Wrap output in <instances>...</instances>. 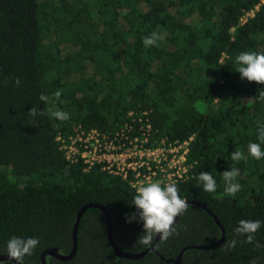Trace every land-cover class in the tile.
Returning <instances> with one entry per match:
<instances>
[{
    "label": "trees",
    "instance_id": "16d2710c",
    "mask_svg": "<svg viewBox=\"0 0 264 264\" xmlns=\"http://www.w3.org/2000/svg\"><path fill=\"white\" fill-rule=\"evenodd\" d=\"M153 31L161 39L145 47ZM244 51L264 53V0H0V255L13 236L40 241L23 264H41L51 248L69 254L78 212L88 204L106 209L121 251L152 245L137 242L140 224L124 221L134 210L133 176L87 168L80 158L72 163L57 140L91 129L115 135L128 125L129 138H147L151 148L188 141L191 168L175 181L180 197L205 206L220 226L188 204L157 253L120 259L104 213L89 208L78 223L75 256H47L46 263L173 264L186 248L181 264H264V248L240 242L246 238L233 231L241 219L260 220L255 236L264 244V158L230 159L236 150L247 155L264 125V101L255 98L264 84L236 72ZM31 108L44 114L32 117ZM49 109L70 118L56 120ZM233 167L241 190L229 196L221 174ZM201 172L214 176L215 192L203 191ZM221 229L218 246L194 248L216 243ZM232 239L236 247L225 251Z\"/></svg>",
    "mask_w": 264,
    "mask_h": 264
},
{
    "label": "clouds",
    "instance_id": "9594fccd",
    "mask_svg": "<svg viewBox=\"0 0 264 264\" xmlns=\"http://www.w3.org/2000/svg\"><path fill=\"white\" fill-rule=\"evenodd\" d=\"M160 39L161 37L158 33L153 31L150 35L143 38L142 43L145 47H152L156 46L157 41ZM236 64L238 65L236 72L240 74L242 80L264 84V53L254 51L241 52L236 57ZM14 84L19 87L21 81L17 78L14 80ZM53 95L59 98L61 91L57 90ZM255 98L264 101V90L259 91ZM39 99L48 101L49 97L41 94ZM49 113L52 118L59 121H66L70 118L69 113L64 111H52L49 109ZM28 114L35 117L44 113H38L36 108H31ZM257 140L259 141L258 143H248L247 155L241 150H236L231 153L230 159L234 162H239L247 160L249 156L255 160L264 158V148H262V145H264V125H259L257 128ZM238 175L239 170L235 167L221 174L225 184L224 192L226 195L234 196L241 190V185L235 182ZM198 181L203 191L209 193L216 191L217 182L211 173L201 172L198 176ZM131 205L134 206V210L125 214L124 221L126 224L136 223L141 225L142 230L141 234L138 235L137 242L144 246L152 244L154 237L159 236L161 240L166 241L176 234L175 220L188 207L187 201L180 197L179 189L175 182L164 184L160 181L142 184L137 188ZM261 227L262 222L260 220L241 219L233 231L235 236L246 238L240 242L255 244L256 248H264V244L257 242L255 236ZM39 243L38 238L13 236L6 244L7 256L11 261H15L16 264H23L24 257L31 255ZM237 243V239H232L227 241L223 247L225 251H231L236 247ZM248 264H259V258L250 259Z\"/></svg>",
    "mask_w": 264,
    "mask_h": 264
},
{
    "label": "built area",
    "instance_id": "2783aa9c",
    "mask_svg": "<svg viewBox=\"0 0 264 264\" xmlns=\"http://www.w3.org/2000/svg\"><path fill=\"white\" fill-rule=\"evenodd\" d=\"M131 129L126 125L115 135L96 129L80 130L69 142L60 137L57 140L62 143L66 159L72 163L80 158L87 168L100 164L103 170L123 179L132 175L131 186L136 189L149 182L167 184L183 179L191 168L186 162L188 141L168 147L160 143L151 148L146 146L147 138H129L127 133ZM146 129L148 132L149 126Z\"/></svg>",
    "mask_w": 264,
    "mask_h": 264
},
{
    "label": "water",
    "instance_id": "95a60500",
    "mask_svg": "<svg viewBox=\"0 0 264 264\" xmlns=\"http://www.w3.org/2000/svg\"><path fill=\"white\" fill-rule=\"evenodd\" d=\"M187 204L197 205V206L205 209L213 217L216 224L220 226V223L217 220V218L205 206H203L202 204L195 202V201H187ZM89 208H97V209H100L104 213V215L106 217V221H107L108 240H109V243H110L111 247L113 248L114 254L116 255L117 258L129 259V260H139V259L144 258L150 252L157 253L156 246H157L158 242L160 241L159 236H157L155 238L154 242L152 243V245L149 248H147L144 251H141L139 253H126V252H123L120 249H118V247L114 244V241H113L111 219H110L108 212L106 211V209L104 207H102L98 204H88V205H85L84 207H82L78 212L76 223L74 225V229H73V233H72L73 247H72V250L70 251V253L67 255H63V254H60L56 248L48 249V250L44 251L41 255V264H47L46 263V257L47 256L56 258L59 261H69L75 256L76 251H77V227H78V223H79V220L82 217L83 213ZM178 218H179V216L176 218L175 223L178 220ZM221 230H222L221 238L216 243H214L212 245H208V246H199V247L197 246L194 248H197L200 250H210V249H213L214 247L218 246L224 239V231H223V229H221ZM185 250H186V248L183 249V251L178 255L177 259H175L173 261V264H181L182 255H183V252ZM5 261H11V260L9 259V257L7 255H0V263L5 262ZM11 262L16 264L15 261H11Z\"/></svg>",
    "mask_w": 264,
    "mask_h": 264
}]
</instances>
